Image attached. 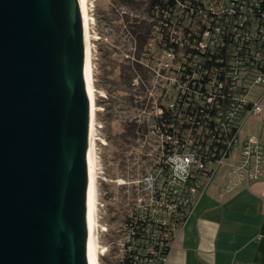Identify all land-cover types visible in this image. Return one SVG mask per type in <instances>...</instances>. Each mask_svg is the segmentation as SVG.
<instances>
[{"label":"water","instance_id":"1","mask_svg":"<svg viewBox=\"0 0 264 264\" xmlns=\"http://www.w3.org/2000/svg\"><path fill=\"white\" fill-rule=\"evenodd\" d=\"M82 0H0V264H90Z\"/></svg>","mask_w":264,"mask_h":264},{"label":"trees","instance_id":"2","mask_svg":"<svg viewBox=\"0 0 264 264\" xmlns=\"http://www.w3.org/2000/svg\"><path fill=\"white\" fill-rule=\"evenodd\" d=\"M142 3L143 20L133 22L128 18V31L134 52L138 53L134 57L140 58L148 52L151 64L145 66L140 59H134L122 71L130 84L138 77L139 84L145 85L156 58L146 46L152 39L155 41L154 34H157L156 47L167 57L168 53L175 57L170 72L178 82L169 89L161 105V115L155 113L152 103L148 131L156 122L163 133L184 138L185 149L191 132H199V128L211 132V122L222 111L218 110L220 106L233 105V95L249 89L253 75L264 74V0H144ZM156 69L153 76L157 74ZM236 78L241 79L240 84ZM214 80L222 81L223 87L214 85ZM249 106L243 104V109ZM241 112L242 116L244 111ZM237 120H227V127L232 129ZM228 130L210 133L212 147L220 145V135L225 138ZM134 211L138 214L133 205L132 213L124 220V233L125 226L136 218ZM133 225L135 232L125 243V249L123 237L120 264H151L149 260L168 254L172 238L157 237L163 235V229L149 226L142 218L135 219ZM155 230L160 233L153 234Z\"/></svg>","mask_w":264,"mask_h":264},{"label":"rangeland","instance_id":"3","mask_svg":"<svg viewBox=\"0 0 264 264\" xmlns=\"http://www.w3.org/2000/svg\"><path fill=\"white\" fill-rule=\"evenodd\" d=\"M142 1L88 0L95 93L93 132L99 264H120L124 253V220L131 212L138 180L152 165L155 151L146 134L150 126L151 99L158 96L162 78L153 75L155 68L161 74L160 68L167 59L156 47L157 34H154L155 41L152 39L146 46L156 58L145 87L139 84L138 77L130 84L122 71L134 59H140L145 66L151 64L148 52L142 53L140 58L134 57V42L128 31V18L133 22L143 20ZM253 125L254 122H247L243 133L253 130Z\"/></svg>","mask_w":264,"mask_h":264},{"label":"built area","instance_id":"4","mask_svg":"<svg viewBox=\"0 0 264 264\" xmlns=\"http://www.w3.org/2000/svg\"><path fill=\"white\" fill-rule=\"evenodd\" d=\"M174 58L172 53H168L164 66L160 68L161 74L157 72L162 79L158 85V96L153 99V106L155 113L159 115L169 89L178 82L174 73L170 72ZM236 81L240 84L241 79L236 78ZM252 82L249 89L233 95V105H221L218 110L222 111L218 113L217 119L214 123L210 121L211 129L216 133H221V130L226 133L229 129V135L225 134V138L220 135L218 146L212 147V131L204 132L203 128H199L198 133L191 132L184 149V138L163 133L156 122L151 124L152 129L146 135L155 151L152 165L147 172L141 174L137 193L132 199V208L134 205L138 211V214L133 212L136 214L134 221L142 218L149 226L152 224L163 229V235L160 236V231L157 230L153 234H159L157 237H171L173 242L198 199L213 185L220 181L219 190L229 192L240 185L249 186L251 182L264 178V74L253 75ZM213 84L223 87L219 80H214ZM243 104L250 106L244 110ZM224 108L227 109L223 110ZM242 110L244 113L241 116L239 114ZM234 119H238L235 125L232 129L228 128L227 120ZM249 121L260 123V133H243ZM134 221L125 226L124 249L131 233L135 232ZM150 250L154 252V249ZM167 255L149 262L164 264Z\"/></svg>","mask_w":264,"mask_h":264},{"label":"crops","instance_id":"5","mask_svg":"<svg viewBox=\"0 0 264 264\" xmlns=\"http://www.w3.org/2000/svg\"><path fill=\"white\" fill-rule=\"evenodd\" d=\"M252 122L247 132L260 133ZM220 183L198 199L164 264H264V178L229 192Z\"/></svg>","mask_w":264,"mask_h":264},{"label":"bare ground","instance_id":"6","mask_svg":"<svg viewBox=\"0 0 264 264\" xmlns=\"http://www.w3.org/2000/svg\"><path fill=\"white\" fill-rule=\"evenodd\" d=\"M82 10L84 18V29H85V39H86V48H87V70H88V79H89V94L92 101V110L93 117L95 112V93H94V84L92 77V58H91V49L89 44V14H88V0H82ZM95 119H93L94 122ZM94 124V123H93ZM92 126V136H91V147H90V164H89V191H88V203L90 211V264H99L98 259V234H97V218H96V153H95V133L93 132Z\"/></svg>","mask_w":264,"mask_h":264}]
</instances>
